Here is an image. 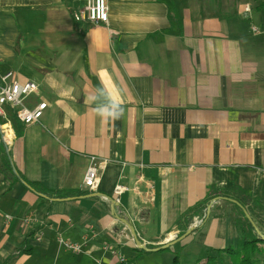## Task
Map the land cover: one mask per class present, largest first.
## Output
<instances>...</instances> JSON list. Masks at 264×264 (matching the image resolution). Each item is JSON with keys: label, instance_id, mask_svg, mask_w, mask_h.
<instances>
[{"label": "crops", "instance_id": "crops-1", "mask_svg": "<svg viewBox=\"0 0 264 264\" xmlns=\"http://www.w3.org/2000/svg\"><path fill=\"white\" fill-rule=\"evenodd\" d=\"M85 1L0 0V43L13 46L4 72L38 84L30 106L47 103L40 122L13 118L9 142L0 132V264H115L105 245L129 264H231L227 250L254 236L232 201H213L186 236L176 222L209 186L237 185L258 199L247 203L264 234L261 0L248 16L242 3L213 11L107 0L109 20L99 25L74 19ZM101 88L122 102L120 119L94 111ZM91 162L100 172L95 191L83 182ZM34 182L88 193L46 198L26 184ZM118 184L131 188L119 201ZM58 235L88 242L74 254L59 248ZM173 241L165 251L146 250ZM254 260L264 264V253Z\"/></svg>", "mask_w": 264, "mask_h": 264}, {"label": "built area", "instance_id": "built-area-1", "mask_svg": "<svg viewBox=\"0 0 264 264\" xmlns=\"http://www.w3.org/2000/svg\"><path fill=\"white\" fill-rule=\"evenodd\" d=\"M250 12L251 7L246 5L244 7V13L248 16ZM73 17L76 21H88L94 25L107 23L109 20L108 2L107 0H86L84 6L78 12H75ZM253 31L259 33L260 30L258 28H253ZM38 87V84L32 80L21 82L13 71L0 74V132L3 140L6 141L12 138L13 118L18 119L25 125L40 122L44 110L47 107V103L44 101L35 106H30L28 100L30 96L38 91ZM8 108H10V110ZM94 160L95 157H91V161L94 162ZM103 162V164H105L107 161ZM83 182L90 191L98 189L100 184V172L97 165L92 163L87 167ZM130 190L131 188L128 186L118 184L114 187L113 196L119 201V197ZM204 217L198 218L194 222V225L202 224L204 222ZM6 219L11 220V216L8 215ZM31 221V217L25 218V223L29 224ZM37 240H40V237H37ZM87 242L88 237L86 236L81 242L68 240L62 235H58L57 237L59 248L74 254L82 253ZM104 248L106 251H111L114 255L116 259L115 264H129L128 260L116 247L105 245Z\"/></svg>", "mask_w": 264, "mask_h": 264}, {"label": "trees", "instance_id": "trees-1", "mask_svg": "<svg viewBox=\"0 0 264 264\" xmlns=\"http://www.w3.org/2000/svg\"><path fill=\"white\" fill-rule=\"evenodd\" d=\"M170 2V1H169ZM264 8V0H261L258 5L257 9ZM169 14L173 18L176 19V11L171 9ZM20 179V177H19ZM22 179V178H21ZM23 180V179H22ZM24 181V180H23ZM27 186L40 196L46 198H67V197H75V196H83L88 193V191H69V190H52L48 189L40 183H26ZM253 196L240 188L237 185H232L230 187L219 188L216 186H209L208 194L205 199L187 211H185L177 220L176 224L181 229V236H183L189 229V226L194 223L198 218H203L204 220L207 218V208L208 206L215 200L218 199H225L228 201H232L234 205L240 211L242 217L244 218L247 226L254 232L253 237H245L243 241L238 245L236 248H230L227 250L231 264H254V256L256 254L264 253V239L261 235L258 234L257 230L261 233V230L257 226L254 218V211L248 205V201L252 200ZM254 199V198H253ZM254 205L258 206V199H254ZM247 214L250 216L251 219L247 217ZM200 216L197 219L194 217ZM127 220L126 218H124ZM128 222V221H127ZM129 223V222H128ZM195 227H198L196 225ZM262 234V233H261ZM264 236V234H262ZM157 247L149 246L146 250L152 251ZM169 247L162 249V251L167 250ZM138 251H143L142 249L138 248Z\"/></svg>", "mask_w": 264, "mask_h": 264}, {"label": "rangeland", "instance_id": "rangeland-1", "mask_svg": "<svg viewBox=\"0 0 264 264\" xmlns=\"http://www.w3.org/2000/svg\"><path fill=\"white\" fill-rule=\"evenodd\" d=\"M167 1H170L173 3H186V4H199L201 6H204V7H213V11L214 9L217 10V6L216 5H219V4H223V3H227L229 4L231 7H237V5L239 6V4L241 5L242 4H247L249 5L250 7H254V5H256V3H258L259 1L258 0H167ZM218 13L220 14L221 12L218 11ZM222 14V13H221ZM23 47H26L28 48L29 45H21ZM12 48L13 46L12 45H9V44H1L0 43V68L1 70L4 72V71H7L9 70L11 67H12V61L9 59V57L6 56V52L8 50H10L12 52ZM17 77V76H16ZM7 142H9L10 140H6ZM209 211H207V217H208V213ZM201 225V224H200ZM199 226V225H198ZM178 236H177V233H174L172 235H170L168 238H167V241L169 240H174L176 239ZM182 237V236H181ZM186 253V251H185ZM183 255H181L179 258L181 261H183L184 257L182 258ZM135 261V259H133ZM135 264H146L144 262V260H137L134 262Z\"/></svg>", "mask_w": 264, "mask_h": 264}, {"label": "clouds", "instance_id": "clouds-1", "mask_svg": "<svg viewBox=\"0 0 264 264\" xmlns=\"http://www.w3.org/2000/svg\"><path fill=\"white\" fill-rule=\"evenodd\" d=\"M92 100L96 105L94 111L102 120H116L123 116L124 108L122 102L116 99L107 89H98Z\"/></svg>", "mask_w": 264, "mask_h": 264}, {"label": "water", "instance_id": "water-1", "mask_svg": "<svg viewBox=\"0 0 264 264\" xmlns=\"http://www.w3.org/2000/svg\"><path fill=\"white\" fill-rule=\"evenodd\" d=\"M14 172L17 174V171L14 169ZM18 175V174H17ZM99 195H101V194H92L91 196H99ZM211 205V204H210ZM209 205V206H210ZM247 217L249 218V219H251L250 218V216L247 214ZM131 232H132V235H133V237H134V239H135V241H136V243H137V245L139 246V247H143L144 248V246H143V244L141 243V241L139 240V238H138V236H137V233H136V231H135V229H131ZM257 232H258V234L259 235H261V237L264 239V236H262V234L257 230ZM189 233V231H187L183 236H186L187 234ZM172 243H174V241L173 242H170V243H166V244H164V245H162V246H160V247H157V248H155V249H153V250H162V249H164V248H166V247H168V246H170ZM146 249V248H145Z\"/></svg>", "mask_w": 264, "mask_h": 264}]
</instances>
